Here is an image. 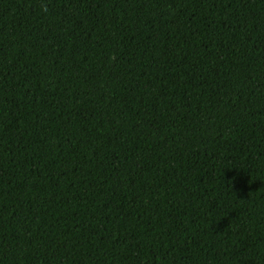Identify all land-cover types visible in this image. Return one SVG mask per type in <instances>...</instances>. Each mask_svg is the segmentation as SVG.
<instances>
[{
  "label": "trees",
  "instance_id": "1",
  "mask_svg": "<svg viewBox=\"0 0 264 264\" xmlns=\"http://www.w3.org/2000/svg\"><path fill=\"white\" fill-rule=\"evenodd\" d=\"M0 264H264V0H0Z\"/></svg>",
  "mask_w": 264,
  "mask_h": 264
}]
</instances>
